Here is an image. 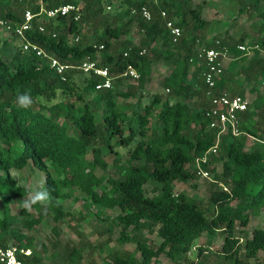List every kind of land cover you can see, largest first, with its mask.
I'll return each instance as SVG.
<instances>
[{
  "label": "trees",
  "instance_id": "1",
  "mask_svg": "<svg viewBox=\"0 0 264 264\" xmlns=\"http://www.w3.org/2000/svg\"><path fill=\"white\" fill-rule=\"evenodd\" d=\"M234 1L240 5L238 13H242L250 6L256 9L260 0ZM190 2L0 0V19L21 21L24 10L32 11L34 25L26 31L27 38L62 63L77 65L90 57L106 66L118 81L126 78L121 74L131 65L139 73L140 87L151 75L154 61L163 60L172 66L161 83L167 96L155 93L149 102L138 98L134 103L117 104L116 96L126 100L138 94L136 89L130 86L125 91L116 90L112 83L111 88L96 90L95 85L102 78L85 75L77 69L66 72L62 80L47 58L23 51L18 42L12 58L0 53V195L11 197L27 193L17 188L9 169H22L29 162L44 176V190L51 196L44 211L52 213L55 222L65 215L59 202L68 196L62 190L65 188L79 189L96 205L118 208L115 216L121 225L118 240L135 243L139 255L113 253L109 264H153V259L160 254L172 264H179L203 232L211 236L215 231L223 234L221 262L264 264V227L253 229L242 247L240 239L234 236L236 224L244 227L250 214L257 215L264 210V143L258 141L264 140V53L255 50L248 58L247 51L237 49V45L247 39L246 34L239 37L216 35L207 42L210 21L202 17L206 0L193 6ZM41 4L46 8L75 4L79 9L47 19L38 16ZM142 6L150 10L151 19L141 15ZM161 9L166 11V16H161ZM77 13L79 18L75 20ZM259 18L258 31L262 32L264 12ZM170 19L181 29L176 42H172L166 27ZM38 24L43 25V31H39ZM82 24L87 25L84 32ZM130 34L140 36L136 44L129 38ZM69 35L78 36V40L72 41ZM215 40L234 57L217 79L215 92L244 95V82H263V94H257L249 102L240 114L238 125L244 134L258 139L255 143H259V147L246 148L240 136L225 134L221 138L217 155L211 157L213 162L221 163V171L216 172L214 165L210 167L215 181L210 182L208 202L200 207L194 198L184 193L175 194L173 182L196 178L189 167L191 162L215 141L216 132L209 128L204 114L209 102L201 75L202 59L197 51L200 45L217 47ZM250 42L263 47L264 34ZM94 44H102L103 48L96 51ZM97 52H101L98 59L94 55ZM76 72L84 76L81 86L72 79ZM256 90L255 87L248 89L251 93ZM24 92H29L33 101L48 113L33 106L18 107L16 98ZM92 92L96 95L86 101L84 96ZM40 98L48 104L40 102ZM72 98L75 101L70 100ZM101 103V121L96 122L95 106ZM156 104L160 105L156 110V125L151 130L149 117ZM62 114L75 133L69 132L66 121L57 120ZM112 139L128 154L127 161L117 166L116 177L98 176L95 168L105 169L107 165L101 148L113 151ZM148 181L159 184L158 188H152L158 190L157 193L146 194ZM21 213L27 214V211L22 209ZM42 217L41 212L37 217L20 218L10 213L8 205L4 204L0 210V246L14 242L30 250V255L22 256L23 264H39L33 238L17 225L31 229ZM152 228H156L161 239L157 246L150 245L141 235L142 230ZM195 246L198 247L195 258H184L183 263L207 264L206 249ZM81 252V249L72 248L67 256L69 264H81Z\"/></svg>",
  "mask_w": 264,
  "mask_h": 264
},
{
  "label": "rangeland",
  "instance_id": "2",
  "mask_svg": "<svg viewBox=\"0 0 264 264\" xmlns=\"http://www.w3.org/2000/svg\"><path fill=\"white\" fill-rule=\"evenodd\" d=\"M200 0H191L190 5L193 6ZM239 4L234 0H206L202 10V17L209 20V28L206 37L208 42L216 35L230 34L233 37H239L241 34H246V42L249 43L251 39L256 40L258 37L263 36L264 31H258V25L260 24L259 14L264 12V0H260L258 5L250 6L246 8L242 13H238ZM82 32L86 31L87 25H81ZM133 43L139 41V35H128ZM71 38L72 35H69ZM250 39V40H249ZM205 41V42H206ZM15 42V43H14ZM245 43V44H247ZM17 41H13V38L3 32L0 28V53L7 58H12L17 52ZM96 59L99 58L101 52L94 54ZM243 64V63H242ZM240 64V65H242ZM152 73L143 82L142 87L138 85V80L131 78H118L114 76L112 83L113 88L116 90L125 91L128 87L133 86L137 93L131 95L128 99L123 100L121 96H116L115 100L117 104L124 102L134 103L138 98H141L142 102H149L150 97L155 93H162L167 96L166 89L161 85L165 75L171 70V65L163 60L154 61L152 63ZM191 70V69H189ZM191 78V76H189ZM75 84L81 86L84 76L79 73H74L72 76ZM243 77L240 76L239 80L242 81ZM247 89L249 87H255L257 90L253 93L245 92L244 95L248 101H252L257 94H263L262 84H251L244 82ZM140 87V89L138 88ZM240 88V87H238ZM96 92L87 93L84 97L86 101L92 100ZM72 98L70 100H74ZM42 103V98L39 99ZM75 101V100H74ZM49 102V101H48ZM50 103V102H49ZM48 104V103H47ZM160 104H156L149 117V124L151 130L156 125L155 116L156 110ZM35 108L42 109L45 113H48L47 109L41 107L37 102L33 101L32 104ZM95 106V105H94ZM103 104L95 106V121H101V107ZM129 113L130 109H126ZM59 122L66 121L70 133H75V129L71 123L63 117H57ZM150 133V131L148 132ZM241 139L245 142L246 148L259 147V143L247 134H241ZM113 151H108L106 147H102L103 160L106 162V168L102 169L100 166L96 167L94 173L96 175L116 177L117 166L127 161L128 154L123 147L118 145L115 140H111ZM89 158V156H88ZM134 164L138 161H134ZM215 171H221V163L214 162ZM16 171L21 178L22 183H28L41 190H44V176L37 168L33 167L29 162L22 169H12ZM5 174V173H4ZM17 182V181H16ZM210 180L204 178H192L186 182L174 181L173 192L175 194L184 193L194 198L202 207L205 205L210 197L209 185ZM218 187L220 186L217 183ZM159 184L148 181L145 185L146 194L152 195L157 193L158 190H153V187L158 188ZM63 192L68 193V196L59 200L62 205V210L65 213L63 217L55 222L52 213L46 212L48 203L45 205L36 204L33 206L32 211L27 214H22L20 207L21 199L23 196H11L6 197L0 195V210L4 204H7L10 213L16 214L20 218L37 217L42 212L43 217L41 221L35 224L31 229L25 228L22 225H17V228L33 238L36 245V256L39 259V264H69L67 259L68 254L72 248L81 249V264H109L110 255L113 253L128 252L138 257V253L135 250V243L133 242H120L118 240L121 225H119L115 216L118 214V208H105L96 205L90 201L85 193L77 188L62 189ZM234 204V203H232ZM264 227V210L257 215H249L248 224L244 227L236 224L234 236L239 238V245L242 247L246 237H250L253 229ZM128 234H132L131 230H127ZM141 235L152 246L160 244L161 239L157 235L156 228H152L150 231L144 229L141 231ZM10 244H15L10 242ZM195 245H200L206 249L207 257L205 260L207 264H232V262H221L220 251L223 245V234L220 231H215L214 234L209 236L206 232H203L201 236L195 241ZM192 247L185 255L184 258L191 260L195 258V253L198 249L197 246ZM241 255L243 251L241 250ZM262 256V255H261ZM184 258L181 262H183ZM72 264H78L74 262ZM153 264H172V262L164 255L160 254L157 258L153 259Z\"/></svg>",
  "mask_w": 264,
  "mask_h": 264
},
{
  "label": "built area",
  "instance_id": "3",
  "mask_svg": "<svg viewBox=\"0 0 264 264\" xmlns=\"http://www.w3.org/2000/svg\"><path fill=\"white\" fill-rule=\"evenodd\" d=\"M169 1V0H163ZM79 6L75 4H64L58 5L54 8H46L41 4L38 16L45 17L47 19L53 18L57 15H67L71 11H78ZM141 15L149 20L151 19V12L146 6H142L140 9ZM161 16H166L164 9L160 10ZM34 14L30 9H26L23 12L21 21L5 20L0 19V28L3 32L9 34L13 40L17 41L21 49L25 52L34 53L36 56L47 58L49 65L54 69L62 80H65V73L71 69H77L85 75L94 74L100 76L102 81L95 85V89H108L112 87V76L106 66L97 63L90 57L84 58L79 64L72 65L60 62L57 58L50 56L44 49L38 44L31 42L27 36L26 31L30 30L34 23ZM79 18L78 13L75 14L74 19ZM38 18L37 20H39ZM166 27L172 38V42H176L181 34V29L175 24L174 19L166 21ZM37 28L39 31H43L44 27L38 24ZM72 41H77L78 36H72ZM217 47H205L200 45L197 47L200 58L202 59V80L205 84V97L208 99L209 107L205 110V119L208 122L209 128L213 129L215 134L214 144L211 145L203 154L195 156L194 160L190 164V170L199 178L208 179L214 182L210 167L213 166L214 162L211 160L212 156L217 155L219 151V144L221 138L225 134L233 136H240L244 134L239 129L240 114H242L248 107L249 101L245 95L230 94L227 92H215L217 79L221 76L224 68L223 61L228 57V49L225 46H221L218 40L214 41ZM93 47L96 51H100L103 48L102 44H94ZM237 49L241 51L258 50L264 53V46L261 47L259 44H238ZM145 50L142 51V53ZM126 55V52L124 53ZM122 76L129 77L136 80L139 77L137 70L127 65ZM254 140H258L253 136H250ZM264 143V140H258ZM223 189L227 190V187L221 183H218ZM30 255L29 249L20 248L16 244H11L6 247L0 246V264H23L22 256ZM179 264H184L180 262Z\"/></svg>",
  "mask_w": 264,
  "mask_h": 264
},
{
  "label": "clouds",
  "instance_id": "4",
  "mask_svg": "<svg viewBox=\"0 0 264 264\" xmlns=\"http://www.w3.org/2000/svg\"><path fill=\"white\" fill-rule=\"evenodd\" d=\"M16 104L22 109L30 108L33 104L31 94L29 92L18 94L16 98ZM9 173L11 178L17 181V188H23L27 192V195L24 196L20 202V207L23 210L31 212L34 205H45L51 200V196L48 190H41L33 185H29L28 183H22L20 175L16 171H13L11 168L9 169Z\"/></svg>",
  "mask_w": 264,
  "mask_h": 264
},
{
  "label": "crops",
  "instance_id": "5",
  "mask_svg": "<svg viewBox=\"0 0 264 264\" xmlns=\"http://www.w3.org/2000/svg\"><path fill=\"white\" fill-rule=\"evenodd\" d=\"M250 40V39H249ZM13 41H15V40H13ZM210 41V40H209ZM15 43V42H14ZM244 44L245 43H247L246 42V40L243 42ZM247 44H251V42H249V43H247ZM253 54H254V50H250L249 52H248V58H251L252 56H253ZM234 57H233V55L229 52V54H228V57L223 61V64H224V67H226L227 66V64L233 59ZM240 65H238L237 66V68L239 67ZM151 67H152V64H151ZM192 68H193V66H191V70H192ZM152 70H153V67H152ZM190 70V71H191ZM152 73V72H151ZM166 76V75H165ZM164 76V77H165ZM189 80H191L192 81V77L191 78H189ZM250 83V82H249ZM252 84V83H251ZM260 84H262L263 85V82H261ZM242 88H245L246 89V92H249L248 91V89L245 87V85L243 84V86H242ZM250 88V87H249Z\"/></svg>",
  "mask_w": 264,
  "mask_h": 264
}]
</instances>
